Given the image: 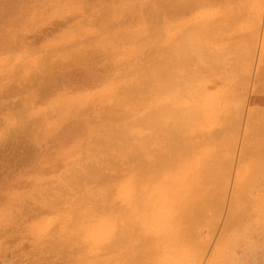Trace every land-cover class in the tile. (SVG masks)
I'll return each instance as SVG.
<instances>
[{"label":"rangeland","instance_id":"1","mask_svg":"<svg viewBox=\"0 0 264 264\" xmlns=\"http://www.w3.org/2000/svg\"><path fill=\"white\" fill-rule=\"evenodd\" d=\"M158 1L160 3H158ZM179 2H181L182 6L184 4L185 5L184 7L181 6L182 9L179 7V9L177 10L176 7ZM101 3H103V5ZM154 3H158L159 5H155ZM258 5L260 6L258 7ZM92 10H94V12ZM154 11L156 12V14ZM122 12H124L123 15ZM109 14H111V16ZM109 18L111 21L108 20ZM199 21H208L213 25L210 28L209 32H211V34H214L215 39L212 41H208V47L212 50L217 49L216 51H221L224 53L223 60L221 61L222 64L220 63L218 67H213V65H210L212 63L207 62L206 59L201 60L200 58L197 65H189L187 67V76L185 79H183L185 87L183 94L181 96H176V98L174 99L170 97V99H173V101L169 100L173 106H182L195 102L200 103L202 99L210 101L208 108H203L204 112L201 115L202 118H199L198 120L193 122L196 126V129L198 130H196L197 133L195 131L194 134L196 135L198 133H201L200 135L195 137V140L199 142V144L194 148V151H199L210 146V143L207 142L210 140V137L208 138L207 136L212 135L211 133H216V135L215 137L213 136L215 140L211 136V138H213V143L210 149L218 144L216 149V151H218L216 158L218 170L215 171V175L217 176V180H222V183L221 192L219 191L220 196L214 197L217 200L219 199V206L206 208L205 210L207 211H203V214L200 216L203 224L196 228V240L203 252L201 251L202 255L198 261V264H264V123H261V121L264 122V0H0V79H3L4 77L6 78V80L5 78L3 80H0V224L2 226L5 225L4 228L0 225V262L2 261L0 264H20L18 261L20 259L21 264H46L47 261L49 264H85L86 262H88V264H97L99 262H104V260V264H130V261L133 260L138 251V248L141 246V239L145 238L144 240H149V238L151 237L155 241L152 240V243H148L150 244L149 248L152 246V248L150 249H154V253L158 256V261L157 256H155V263H151L150 261H148V264H157L161 260H166L165 258L171 254L174 248L170 244L169 239H171L174 234L172 227H170L172 223L170 221V217L171 212L173 211L174 201H177V199L175 198L174 200V198H168L169 194L161 190V193H155V197L150 195V192H152L151 190L146 196H139V202L143 207L140 213L136 215L138 218H144L145 212H142L143 208H146L145 210L147 212H151L153 209L156 210V208L158 212H161L158 220H154V222H152V226L149 222H146L147 220L142 223L140 222V219L138 220L136 219V217H132L136 222L134 224V236L132 235V238L130 236L125 237L123 242L116 245L117 247H109V243L111 241L110 237L100 240L98 244H95L92 237H87L86 230L92 229V231H94L96 228H98L101 220L112 217L115 218L117 216V211L122 208V205L127 210L131 207V205H129L130 202L128 201L127 197L128 193L125 190L126 184H129L132 181L131 174L134 166V162L128 157V152L130 151V147L127 146L128 143H125L126 147H124V149L117 148L119 146L114 145L113 142H119V140L116 139L111 141L110 147L113 146L115 148L117 146L116 150L110 148L109 152L107 151L106 154L99 153L97 156H100V165L97 163L98 157H95V159L97 160H93L94 162L96 161L95 164L97 166L99 165V169H102L99 170V172L96 171L95 173H91L94 176H90L91 174L87 172V176L90 179H87L88 181L86 179L79 180L80 177L78 176H80V174H86V171L88 170L86 168L87 163L90 162V158L87 157L89 156L90 151L92 152V149H95V147H97L95 138L97 134H100V131H98L99 128L97 127H101L106 124L111 129H113V131L115 129L117 130L119 126L121 127L123 125H128L132 122L131 120H135L136 117L142 115L149 106V98V100H145L144 104V99H138L139 97L135 98V104H133L134 100L132 102L130 100V102L127 103H132V107L131 105L127 104H122L121 106L118 103L114 102L115 100L113 99V96L111 94L119 93V87H121L126 82L135 83L136 81L140 80H137L135 69L138 65L148 66L149 56L155 55L158 58L164 56L168 57V46L172 43H178L182 32L181 28L187 25L189 27L191 26V24L193 25L196 22L198 23ZM159 25L162 28H160ZM76 30L78 33L76 32ZM254 32L258 34L257 38H255V40H252V42H249V45H252L254 47L253 54L249 55L245 52L246 55H244V53H242L241 51L242 46L245 44V42L242 41L243 35H249ZM51 34H53L54 37ZM147 34L150 36L149 38ZM176 34L178 36H176ZM87 35L89 37H87ZM174 35L175 38H173ZM224 36H227L225 37L227 40L224 38ZM103 40L105 41L103 42ZM86 41L90 44L85 43ZM91 43L93 47H91ZM72 45H74L76 48H74ZM152 45H157L159 51L158 53L157 51H155V49L157 50V48L148 49L153 48L151 47ZM229 45L231 46V48H229ZM60 46L62 47V49ZM165 49L166 51H164ZM98 51H101V53ZM84 52H86V54ZM52 53H54V55H52ZM43 55H45V57ZM74 58L79 59L75 60ZM93 59L97 60L94 61ZM38 61H40L41 63ZM96 61L100 63L98 64V62ZM129 61L134 62L132 64V62L130 63ZM110 64L112 65L110 66ZM133 65H135L134 68ZM30 69L31 71H29ZM123 69L125 70V72ZM218 69H220V71H218ZM106 70H109V74H107ZM191 73H193V75ZM107 76L110 77L108 78ZM188 76L193 77L191 79L190 77L188 78ZM16 77L17 80H15ZM146 77L147 76H143L142 81L145 80ZM212 77H215V79ZM9 79L12 80L13 83ZM13 79L15 81H13ZM7 84L10 85L8 86ZM20 84L22 86L24 85V87H22ZM22 88L24 89V91H27L23 92ZM163 93H165L167 96L170 95V92L167 91ZM147 94H149V92ZM228 96H230L231 99ZM240 96L243 97V102L240 104V110L236 112V114H234L232 109L236 104L237 97ZM152 97H154V95H152ZM97 104L100 106L98 107ZM73 107H76V109L74 108V110ZM208 109L210 110L208 111ZM112 110L115 112L113 113ZM124 111L125 114L128 115V113H130V115L125 116ZM103 112L106 114V116L107 114L108 116H110L103 117L105 115ZM214 112L219 113L216 114ZM100 113L103 114L101 115ZM90 116L92 117V119ZM116 116L118 118H116ZM24 117H26V120H24ZM206 118L211 119L207 120ZM230 118L232 120L234 118L235 120V126L232 129L233 132L229 131L230 129H227L228 127H224V122L227 123V120L229 123L228 125L232 123V120H230ZM203 119H205V121L203 124H201ZM28 120L30 121L28 122ZM116 120L117 122L114 123L113 121ZM36 121L39 124H37ZM83 121H90L89 124L91 126L89 127L92 130V133L95 131L93 133L95 137L93 135H88L81 128L74 129L76 124ZM24 122L26 124H29L27 125L28 127ZM260 123L263 125H261ZM251 126H254L255 129H253ZM260 126H262V128ZM249 127L253 130H250ZM15 128L17 129V131H20V134L19 132H17L19 134L18 137L15 136L17 134L14 135V132H16L14 131ZM259 128L261 129L259 130ZM20 129L24 131V136L22 135ZM222 129L223 131L221 132ZM12 130L13 134L12 136H9ZM255 130L258 134L255 132ZM111 131L106 133L111 134ZM147 131L150 132V130H144L143 133H140L139 135L144 136ZM38 133H40L41 136ZM253 133L254 135H252ZM223 134H227V137L229 139H226ZM255 134L257 135L255 136ZM220 135L222 136L220 137ZM19 136L21 137L20 142L19 140H17ZM129 136H132V134H130ZM23 137H27L26 139H29L30 143ZM10 138L15 139L14 142L18 145L17 147L13 140H11ZM207 138L208 140H206ZM135 139L136 138H133L131 142L135 143L138 141L137 139ZM23 141L25 142L21 143ZM91 141L93 142V144H91ZM17 142H19L20 145ZM89 147H91V149ZM17 148L18 150H16ZM28 148L30 149L28 150ZM227 148L229 151L228 154ZM81 151L83 154L81 153ZM147 151L150 150L148 149ZM260 151H263L262 154ZM32 152L35 154H33ZM114 153H116L117 157H119L120 159L116 157L113 160V157L116 156H113ZM254 155L255 157H253ZM146 156V159L148 160L152 158L150 154H147ZM127 157L129 159H127ZM101 158L112 160V162L110 161L109 163L108 161L107 163L106 161L101 160ZM247 158L248 161L246 160ZM122 160H125L126 162ZM115 161H117V163H115ZM104 162L105 164H107L106 166L104 165ZM81 163H83L84 165ZM128 163L129 165H127ZM73 165L76 169L73 168ZM110 165L112 166V169H109ZM70 166L71 169L69 170ZM115 166L120 167L116 169ZM103 167L104 169H107L104 170ZM75 170L79 171L75 172ZM103 170L105 171L106 176H103L105 175ZM80 171L81 173L77 174ZM61 175L64 178L60 177ZM73 176L76 177L74 178ZM65 178L68 179L66 180ZM69 180L71 181L69 182ZM250 181L252 182V184ZM59 183L61 184V186ZM67 183H69L70 185L68 184V186ZM41 184H43V186ZM82 184L84 185V187ZM96 184H98V186ZM73 186L79 191H77ZM105 186H107L108 189L112 191L104 188ZM211 186L212 184L209 185L210 188ZM50 187H52V189H50ZM61 189L64 191H62ZM222 190H224V192ZM59 191L64 195L61 196ZM44 192L45 195L48 196H45ZM50 192L54 193L55 195L51 194ZM107 192H109V194ZM34 193L36 194L33 195ZM57 196L58 200L56 198ZM37 197L41 199H38ZM46 197H48L49 199ZM151 197H154V199H151ZM44 198L46 201L44 200ZM113 198H115V201L113 200ZM25 199L26 201H24ZM48 200H55V202H59V206L57 202L55 204L53 201L52 203L56 205L55 208H53V204L51 203V201L47 202ZM60 202H62V204ZM70 203H74L73 208L72 204ZM234 203L235 207H233ZM82 204H84V206L86 207L82 208ZM157 204L160 209H158V207H155ZM37 205L39 206L38 208H36L37 210L33 209L35 208V206L37 207ZM87 207H89V209ZM26 208L28 209V212ZM13 209L15 210V212ZM21 210L26 213L24 214V212H22ZM35 210L36 212L38 211V213H36ZM75 210L80 211V213L76 215V213H74ZM30 212H35V214L33 213L32 215L31 213V216H26V214H29ZM12 213L14 215H12ZM16 214H18L17 217H15ZM227 214L230 216L227 217ZM80 216H83L82 219ZM228 218H230L231 222L232 218L233 223H231ZM31 220L34 222H32ZM16 221L18 223H16ZM83 221H85V223ZM115 221L117 222L115 223L114 228L118 227V223L121 222V220L118 218L115 219ZM55 222L58 224H56ZM83 224L86 227H83ZM224 224L228 226L224 227ZM35 225L36 227L38 226L39 228H41V234H36ZM227 227H229L230 229H227ZM5 228L6 230H1ZM7 228L9 229L7 230ZM224 228L226 229L224 230ZM17 229L20 230L18 231ZM64 234H66V236ZM61 235L64 237L65 244L62 243L63 237ZM18 236L20 237V239ZM75 242L78 243L76 244ZM60 245L61 247H59ZM13 247L15 248V250ZM51 247L52 249H50ZM113 254L115 256H113ZM9 257L11 259H9ZM43 259L45 260V262ZM72 259L74 260V262ZM85 260L88 261L85 262ZM187 260L188 261L183 260L184 264L197 263L196 259H192L191 255ZM177 261H180V259Z\"/></svg>","mask_w":264,"mask_h":264},{"label":"bare ground","instance_id":"2","mask_svg":"<svg viewBox=\"0 0 264 264\" xmlns=\"http://www.w3.org/2000/svg\"><path fill=\"white\" fill-rule=\"evenodd\" d=\"M169 1V0H168ZM178 1V0H177ZM69 2V1H68ZM88 2V1H87ZM162 2V1H161ZM165 2V1H164ZM2 3V2H1ZM104 3V2H103ZM103 3H101L103 5ZM158 3H160L158 1ZM157 3V4H158ZM177 3V2H176ZM87 4V3H86ZM109 4V3H108ZM155 4V3H154ZM155 4V5H157ZM166 4V2H165ZM174 4V3H173ZM3 5V4H2ZM79 5V4H78ZM82 5V4H81ZM159 5V4H158ZM167 5V4H166ZM185 5V4H184ZM184 5L182 6L181 5V2H179L177 4V7L176 9L178 10L179 7L182 9V7H184ZM96 6V5H95ZM107 6V5H106ZM109 6V5H108ZM182 6V7H181ZM260 5H258L259 7ZM3 7V6H2ZM22 7V6H21ZM149 7V6H148ZM150 8V7H149ZM152 8V7H151ZM160 8V7H159ZM174 8V7H173ZM2 9V8H1ZM21 9V8H20ZM94 9V8H93ZM169 9V8H168ZM188 9V8H187ZM186 9V10H187ZM258 9V8H257ZM261 9V8H260ZM86 10V9H85ZM157 10V9H156ZM159 10V9H158ZM167 10V9H165ZM184 10V9H183ZM87 11V10H86ZM94 12V10H92ZM48 12V11H47ZM121 12V11H120ZM143 12V11H142ZM155 12V11H154ZM159 12V11H158ZM157 12V13H158ZM261 12V11H260ZM98 13V12H96ZM105 13V12H104ZM124 12H122V15H123ZM151 13V11H150ZM230 13V12H229ZM228 13V14H229ZM256 13V12H255ZM77 14V13H76ZM156 14V12H155ZM22 15V14H21ZM78 15V14H77ZM111 16V14H109ZM127 15V14H126ZM144 15V14H143ZM170 15V14H169ZM179 15V14H178ZM181 15V14H180ZM73 16V15H72ZM80 16V15H79ZM78 16V17H79ZM157 16V15H156ZM155 16V17H156ZM163 16V15H162ZM177 16V15H175ZM89 17V16H88ZM125 17V16H124ZM167 17V16H166ZM9 18V17H8ZM123 18V17H122ZM147 18V17H146ZM145 18V19H146ZM157 19V18H156ZM155 19V20H156ZM2 20V19H1ZM88 20V19H87ZM94 20V19H93ZM110 20V18L108 19ZM211 20V19H210ZM255 20V19H254ZM18 21V20H17ZM54 21H57V20H54ZM83 21V20H82ZM111 21V20H110ZM120 21V20H119ZM146 21V20H145ZM161 21V20H160ZM198 21V20H197ZM256 21V20H255ZM260 21V20H259ZM52 22V21H51ZM60 22V21H59ZM212 22V21H211ZM70 23V22H69ZM100 23V22H98ZM151 23V22H150ZM179 23V21H178ZM67 24V23H66ZM77 24V22H76ZM111 24V22H110ZM129 24V23H127ZM186 24V23H185ZM80 25V24H78ZM114 25V24H113ZM147 25V23H146ZM150 25V24H149ZM148 25V26H149ZM152 25V24H151ZM181 25V24H180ZM50 26V24H49ZM74 26V25H73ZM103 26V25H102ZM126 26V24H125ZM213 25L210 24L208 21H202V22H196L195 24H191V26L188 27L185 26L183 28H181L182 32H181V35H180V38L178 40V43L177 44H170L168 46L169 50H168V57L167 56H164V57H156L155 55H151L149 56V65L148 66H143V65H138L135 69V74H137V80L135 83L134 82H129V83H125L123 84L121 87H119V93H112L111 95L113 96V99L115 100L114 102L115 103H118L119 105L122 106V104H127L134 100V103L135 104V98L136 97H139L138 99H141L143 100V103L145 104V100H149L150 99V102H149V106L147 108V110L142 114V115H139V117H136L135 120H131L132 122L131 123H127L128 125H123V126H119L118 129L114 130L111 129L109 126H107L106 124L101 126V127H97L99 128L98 131H100V134H97L96 138H95V141L97 142V147H95V149H92V152L90 151L89 153V156L87 158H90L89 161L91 162H88L87 163V171H86V174H80V179L79 180H84V179H89V177L87 176V174H91V173H95L96 171L99 172V165L101 163L100 162V156L98 157L97 155L99 153H105L108 151L109 152V149L113 148L116 150V147L114 148L113 146L110 147V142L113 141V140H119V142H113L114 145H118L119 147L117 148H124L126 147V144L125 143H128L127 146L130 147V151L128 152V157L130 158V160H132L134 162V166H133V170H132V174H131V184H126L125 186V190L126 192L128 193V201L131 203H129V205H131V207L127 210L123 207L122 205V208H120L118 211H117V216L114 218H108V219H103L101 220V222L99 223L98 225V228H96L94 231L91 230H86V234H87V237L89 238H93V241L95 242V244H98V242L104 238H107V237H110L111 241L109 243V247H114L116 246L117 244H120L121 242L124 241V238L127 237V236H130L131 238L134 236V232H135V229H134V224L136 223L134 221V217H136V219H140V222H144L145 220H147L146 222H149L150 225L152 226L154 222V220H158L159 218V215L161 214V212H158L157 208L156 210L153 209L151 212H147L145 209L146 208H143L142 212H145V215H144V218H138L136 215L138 213H140L141 209L143 206H141L140 202H139V196L143 195V196H146L147 194H149L150 190L152 192H150V195L154 196L155 197V193H161V191L163 192H166L169 194L168 198H175L177 199V201H174V204H173V211L171 212V217H170V221L172 222L170 227H172L173 229V236L171 237V239H169L170 241V244L172 245V248L173 251L171 252V254L169 256H167L165 259L166 260H161L160 262H158L157 264H184V261L183 260H186L188 261V257H190V255L192 256V259H196L197 263L198 264V261L202 255V252L203 250L201 249L200 245L198 244L197 240H196V228L199 227L202 223V220L200 218V216L203 214V211H207L205 210L206 208H211L212 206L213 207H217L219 206V199L217 200L214 196H220V192H221V183H222V180H217V176L215 175V171L218 170V166H217V162H216V158H217V154H218V151H216L217 149V145L213 148L210 149V147L212 146V143H213V138L215 137L216 133H211L212 135L210 136H207L208 138L210 137V140L207 141L210 143V146L207 147V148H204L202 150H199V151H194V148L199 144V142H197L195 140V137L200 135L201 133H198V134H194L195 131L197 130L196 129V126L195 124L193 123L194 121L198 120L199 118H202V113L204 112L203 108L206 107V109L208 108V105L210 103V101L206 100V99H202L200 101V103H191V104H187V105H182V106H173L171 104V102L169 100L170 97L171 98H176V96H181L184 92V80L187 76V67L189 65H197L200 58L201 60L203 59H206L207 62H210L212 64L210 65H213V67H218L221 63V61L223 60V57H224V53L221 52V51H216V50H212L208 47V41H212L214 40V34H211L210 31V28L212 27ZM87 27V26H86ZM93 27V26H92ZM160 27V25H159ZM4 28V27H3ZM50 28V27H49ZM68 28V27H67ZM79 28V27H78ZM82 28V27H81ZM88 28V27H87ZM113 28V27H112ZM110 28V29H112ZM116 28V27H115ZM148 28V27H147ZM162 28V27H160ZM43 29V28H42ZM47 29V28H46ZM69 29V28H68ZM75 29H76V26H75ZM86 29V28H84ZM89 29V28H88ZM60 30V29H59ZM63 30V29H62ZM79 30V29H78ZM90 30V29H89ZM88 30V31H89ZM157 30V29H156ZM173 30V29H172ZM179 30V29H178ZM36 31V30H35ZM39 31V30H38ZM46 31V30H45ZM87 31V32H88ZM94 31V29H93ZM3 32V31H2ZM48 32V30H47ZM58 32V31H57ZM77 32V30H76ZM118 32V31H117ZM154 32V31H153ZM40 33V32H38ZM56 33V32H54ZM53 33V34H54ZM59 33V32H58ZM78 33V32H77ZM82 33V31H81ZM116 33V31H115ZM121 33V32H120ZM149 33V32H148ZM152 33V32H151ZM162 33V32H161ZM177 33V32H176ZM255 33V34H254ZM252 34H249V35H243V39L242 41L245 42V44L242 46V53L245 54L248 53L249 55L250 54H253V51H254V47L252 45H249L250 43L249 42H252V40H255V38H257V35L256 32H254ZM47 34V33H46ZM51 34V35H53ZM91 34V33H90ZM93 34V33H92ZM103 34V33H102ZM180 34V33H178ZM36 35V34H35ZM76 35V34H75ZM148 35V34H147ZM153 35V34H152ZM216 35V34H215ZM221 35V34H220ZM225 35V34H224ZM34 36V35H33ZM176 36H178L176 34ZM231 36V35H230ZM3 37V36H2ZM32 37V36H31ZM35 37V36H34ZM46 37V36H45ZM50 37V36H48ZM47 37V38H48ZM54 37V35H53ZM87 37H89L87 35ZM92 37V36H91ZM150 36L148 35V38ZM227 37V36H224V38ZM52 38V37H51ZM58 38V37H56ZM156 38V37H155ZM153 38V39H155ZM175 38V35L174 37ZM219 38V37H218ZM223 38V36H222ZM27 39V38H26ZM32 39V38H31ZM35 39V38H34ZM45 39V38H44ZM77 39V38H75ZM91 39V38H90ZM141 39V38H140ZM159 39V37H158ZM226 39V38H225ZM25 40V39H24ZM65 40V39H64ZM63 40V41H64ZM87 40V39H86ZM99 40V39H98ZM107 40V39H106ZM142 40V39H141ZM169 40V38H168ZM170 40H173V39H170ZM227 40V39H226ZM229 40V39H228ZM90 41V40H89ZM105 40H103L104 42ZM115 41V40H114ZM138 41V40H137ZM140 41V40H139ZM151 41V39H150ZM32 42V41H31ZM75 42V41H74ZM79 42V41H78ZM91 42V41H90ZM145 42V41H144ZM143 42V43H144ZM159 42V41H158ZM170 42V41H169ZM238 42V41H237ZM236 42V43H237ZM56 43V42H55ZM85 43H88L87 41ZM229 43V42H228ZM227 43V44H228ZM232 43V42H231ZM35 44V43H34ZM79 44V43H78ZM82 44V43H81ZM90 44V43H88ZM87 44V45H88ZM129 44V43H128ZM154 44V43H153ZM254 44V43H253ZM29 45V44H28ZM36 45V44H35ZM92 45V43H91ZM232 45V44H231ZM74 48H76L74 45H72ZM89 46V45H88ZM235 46V45H234ZM239 46V44H238ZM16 47V46H15ZM23 47V46H22ZM34 47V46H33ZM61 47V46H60ZM59 47V48H60ZM66 47V46H65ZM93 47V45L91 46ZM95 47V46H94ZM105 47V46H104ZM130 47V46H129ZM147 47V46H146ZM145 47V48H146ZM149 47V46H148ZM151 47L153 48H148V49H155L157 48V45H152ZM17 48V47H16ZM40 48V47H39ZM131 48V47H130ZM227 48V47H226ZM229 48H231V46L229 45ZM256 48V47H255ZM23 49V48H22ZM32 49V48H31ZM62 49V47H61ZM93 49V48H92ZM135 49V48H134ZM224 49V48H223ZM236 49V48H235ZM20 50V49H19ZM37 50V49H36ZM35 50V51H36ZM53 50V49H51ZM71 50V49H70ZM95 50V49H94ZM108 50V49H107ZM222 50V49H221ZM232 50V49H231ZM15 51V50H14ZM17 51V50H16ZM29 51V50H28ZM65 51V50H64ZM89 51V50H88ZM109 51V50H108ZM142 51V50H141ZM155 51H157V53L159 52L158 51V48L157 50L155 49ZM166 51V49L164 50ZM23 52V51H22ZM31 52V51H30ZM33 52V51H32ZM59 52V51H58ZM101 53V51H98ZM163 52V51H162ZM233 52V51H232ZM237 52V51H236ZM240 52V51H238ZM46 53V52H45ZM61 53V52H60ZM80 53V51H79ZM78 53V54H79ZM86 54V52H84ZM144 53V52H143ZM148 53V52H147ZM2 54V53H1ZM31 54V53H30ZM65 54V52H64ZM71 54V53H70ZM73 54V53H72ZM84 54V55H85ZM107 54V53H106ZM105 54V55H106ZM136 54V53H135ZM20 55V54H18ZM52 55H54V53H52ZM141 55V54H140ZM146 55V53H145ZM150 55V54H148ZM1 56V55H0ZM17 56V55H16ZM45 57V55H43ZM56 56V55H55ZM54 56V57H55ZM102 56V55H101ZM131 56V55H130ZM133 56V55H132ZM65 57V56H64ZM75 57V56H74ZM81 57V56H80ZM103 57V56H102ZM110 57V55H109ZM113 57V56H112ZM129 57V56H128ZM141 57V56H140ZM167 57V58H166ZM73 58V57H71ZM91 58V57H90ZM104 58V57H103ZM25 59V58H24ZM75 59V58H74ZM79 59V58H78ZM78 59H75V60H78ZM102 59V58H101ZM132 59V58H131ZM138 59V57H137ZM136 59V60H137ZM45 60V59H44ZM43 60V62H44ZM55 60V59H54ZM57 60V59H56ZM91 60V59H90ZM94 61L97 60V59H93ZM99 60V59H98ZM107 60V59H106ZM53 61V60H52ZM50 61V62H52ZM72 61V60H71ZM101 61V60H100ZM108 61V60H107ZM145 61V59H144ZM40 62V61H38ZM75 62V61H74ZM78 62V61H77ZM82 62V61H81ZM98 62V61H96ZM95 62V63H96ZM110 62V61H109ZM130 62V61H129ZM132 62V61H131ZM130 62V63H131ZM134 62V61H133ZM132 62V64H133ZM203 62V61H202ZM237 62V61H236ZM41 63V62H40ZM47 63V62H46ZM64 63V62H63ZM71 63V62H70ZM83 63V62H82ZM85 63V62H84ZM91 63V62H90ZM100 62H98L99 64ZM112 63V62H111ZM216 63V64H215ZM224 63V62H223ZM105 64V63H104ZM121 64V63H120ZM140 64V63H139ZM142 64V63H141ZM148 64V63H146ZM222 64V63H221ZM62 65V64H61ZM108 65V64H107ZM112 64H110L111 66ZM248 65V64H247ZM73 66V65H72ZM117 66V65H115ZM125 66V65H124ZM135 65H133V68H134ZM191 66V67H192ZM232 66V65H231ZM36 67V66H35ZM38 67V66H37ZM65 67H66V64H65ZM108 67V66H107ZM130 67V66H129ZM45 68V67H44ZM51 68V67H50ZM103 68V67H102ZM205 68V67H204ZM21 69V68H20ZM111 69V68H110ZM116 69V68H115ZM121 69V68H120ZM126 69H127V66H126ZM192 69V68H191ZM35 70V69H34ZM40 70V69H39ZM124 70V69H123ZM194 70V69H193ZM215 70V69H214ZM224 70V69H223ZM229 70V69H228ZM16 71V70H14ZM31 71V69L29 70ZM36 71V70H35ZM105 71V70H103ZM109 71V70H108ZM108 71L106 70L107 74ZM205 71V70H204ZM218 71H220V69H218ZM22 72V71H21ZM33 72V71H32ZM105 72V73H106ZM125 72V70H124ZM217 72V71H216ZM38 73V72H37ZM101 73V72H100ZM122 73V72H121ZM224 73V72H223ZM16 74V73H15ZM20 74V73H19ZM33 74V73H32ZM189 74V73H188ZM193 75V73H191ZM219 74V73H218ZM18 75V74H17ZM112 75V74H111ZM19 76V75H18ZM143 76H147L145 78V80L142 81V77ZM218 76V75H216ZM220 76V75H219ZM108 77V76H107ZM110 77V76H109ZM108 77V78H109ZM116 77V76H115ZM190 76H188L189 78ZM193 77V76H192ZM192 77H190L192 79ZM5 78V77H4ZM3 78V79H4ZM9 78V77H8ZM7 78V79H8ZM20 78V77H18ZM33 78V76H32ZM35 78V77H34ZM113 78V77H112ZM119 78V77H118ZM209 78V77H208ZM215 79V77H212ZM3 79H0V80H3ZM11 79V78H10ZM9 79V80H10ZM37 79V78H36ZM123 79V78H122ZM225 79V78H224ZM6 80V78H5ZM15 80H17V77L15 78ZM13 79V81H15ZM120 80V79H119ZM8 81V80H7ZM12 82V80H10ZM116 81V80H115ZM130 81V80H129ZM132 81V80H131ZM195 81V80H194ZM208 81V79H207ZM26 82V81H25ZM229 82V81H228ZM13 83V82H12ZM193 83V82H192ZM191 83V84H192ZM16 84V83H15ZM120 84V83H119ZM8 85V84H7ZM10 85V84H9ZM8 85V86H9ZM21 85V84H20ZM121 85V84H120ZM198 85V84H197ZM13 86V85H12ZM15 86V85H14ZM22 86V85H21ZM196 86V85H194ZM193 86V87H194ZM200 86V85H199ZM218 86V85H217ZM18 87V86H17ZM24 87V85L22 86ZM116 87V86H115ZM192 87V88H193ZM3 88V87H2ZM6 88V87H5ZM4 88V89H5ZM12 88V87H11ZM117 88V87H116ZM152 88V89H151ZM201 88V87H200ZM23 89V88H22ZM27 89V88H26ZM170 92V95L167 96L165 93L163 92ZM190 89V88H189ZM20 90V89H19ZM229 90V89H228ZM234 90V88H233ZM17 91V89H16ZM27 91V90H25ZM24 89H23V92H25ZM118 91V90H117ZM196 91V90H195ZM204 91V90H203ZM12 92V91H11ZM20 92V91H19ZM149 92V94H147ZM151 92V93H150ZM224 92V91H223ZM8 93H9V90H8ZM17 93V92H16ZM225 93V92H224ZM5 94V92H4ZM19 94V93H18ZM23 94V93H22ZM164 94H165V97H164ZM231 94V93H230ZM20 95V94H19ZM109 95V94H108ZM110 95V96H111ZM152 95H154V97H152ZM104 96V95H103ZM109 96V98H110ZM217 96V95H216ZM220 96V95H219ZM208 97V96H207ZM223 97V96H222ZM230 98V96H228ZM235 97V96H234ZM7 98V97H6ZM20 98V97H19ZM108 98V97H107ZM149 98V99H148ZM209 98V97H208ZM217 98V97H216ZM221 98V97H220ZM227 98V96H226ZM1 99V98H0ZM112 99V100H113ZM173 99L171 101H173ZM213 99V98H212ZM222 99V98H221ZM231 99V98H230ZM11 100V99H10ZM25 100V99H24ZM108 100V99H107ZM167 100V101H165ZM179 100V99H177ZM175 101V100H174ZM138 102V101H137ZM142 102V101H141ZM208 102V103H207ZM223 102V101H221ZM66 103V102H65ZM92 103V102H91ZM90 103V105H91ZM88 104V103H87ZM86 104V105H87ZM96 104V103H95ZM102 104V103H100ZM132 104V103H131ZM131 104H127V105H131ZM137 104V103H136ZM13 105V104H12ZM59 105V104H58ZM57 105V106H58ZM68 105V104H67ZM98 105V104H97ZM113 105V104H111ZM11 106V105H10ZM15 106V104H14ZM85 106V105H84ZM100 105H98L99 107ZM103 106V105H102ZM101 106V107H102ZM106 106V105H105ZM117 106V105H116ZM136 106V105H135ZM144 106V105H142ZM213 106V105H212ZM211 106V107H212ZM219 106V105H218ZM241 106V105H240ZM243 106V105H242ZM16 107V106H15ZM132 107V105H131ZM28 108V107H26ZM24 108V109H26ZM66 108V107H65ZM76 109V107H73V109ZM82 108V107H81ZM89 108V107H88ZM94 108V107H93ZM116 108V107H115ZM17 109V107H16ZM54 109V108H53ZM58 109V108H57ZM62 109V108H61ZM71 109V108H70ZM74 109V110H75ZM87 109V108H86ZM103 109V108H101ZM106 109V108H105ZM145 109V108H144ZM142 109V110H144ZM214 109V108H213ZM14 110V109H13ZM114 110V109H113ZM112 110V111H113ZM210 109H208L209 111ZM240 110V109H239ZM255 110V109H254ZM257 110V108H256ZM260 110V109H259ZM263 110V109H262ZM17 111V110H16ZM50 111V110H49ZM73 111V110H72ZM78 111V110H77ZM93 111V110H92ZM102 111V110H101ZM134 111V110H133ZM215 111V110H214ZM27 112V111H26ZM71 112V111H70ZM108 112V111H107ZM115 111H113L114 113ZM121 112V111H120ZM137 112V110H136ZM140 112V111H139ZM256 112V111H255ZM260 112V111H259ZM19 113V112H18ZM48 113V111H47ZM76 113V112H75ZM92 113V112H91ZM104 113V112H103ZM102 113V114H103ZM109 113H110V110H109ZM112 113V114H113ZM117 113V112H116ZM123 113V111H122ZM216 113V112H214ZM219 113V112H218ZM216 113V114H218ZM249 113V112H248ZM262 113V112H261ZM46 114V113H45ZM51 114V113H50ZM101 114V113H100ZM101 114V115H102ZM105 114V113H104ZM111 114V115H112ZM121 114V113H120ZM124 114H125V111H124ZM215 114V115H216ZM236 114V113H235ZM255 114V113H254ZM257 114V113H256ZM263 114V113H262ZM261 114V116H262ZM1 115V113H0ZM16 115V114H15ZM115 115V114H114ZM113 115V116H114ZM118 115V114H117ZM128 115H130V113H128ZM127 114H125V116H128ZM137 115V114H136ZM208 115V114H207ZM212 115V114H211ZM221 115V114H220ZM252 115V114H251ZM258 115V114H257ZM260 115V114H259ZM10 116V115H9ZM17 116V115H16ZM15 116V117H16ZM108 116V114H107ZM106 114L103 116V117H107ZM110 116V115H109ZM108 116V117H109ZM264 116V115H263ZM21 117V116H19ZM39 117V116H38ZM44 117V115H43ZM50 117V115H49ZM91 117V116H90ZM102 117V116H101ZM123 117V115H122ZM236 117V116H235ZM250 117V116H249ZM256 117V116H254ZM26 117H24V120ZM99 118V117H98ZM116 118H118L116 116ZM212 118V117H211ZM210 118V119H211ZM215 118V117H214ZM218 118V117H217ZM232 118V117H231ZM230 118V120H232ZM253 118V117H252ZM15 119V118H14ZM20 119V118H19ZM18 119V120H19ZM22 119V118H21ZM35 119V118H34ZM40 119V118H39ZM92 119V117H91ZM95 119V118H94ZM102 119V118H101ZM107 119V118H106ZM207 119V118H206ZM210 119H207V120H210ZM247 119V118H246ZM251 119V117H250ZM261 119V118H259ZM17 120V119H16ZM23 120V121H24ZM100 120V119H99ZM111 120V119H110ZM113 120V119H112ZM115 120V119H114ZM242 120V119H241ZM252 120V119H251ZM263 120V119H262ZM30 120H28L29 122ZM72 121V119H71ZM78 121V120H77ZM95 121V120H94ZM120 121V119H119ZM202 121V120H201ZM200 121V122H201ZM205 121V119H203V121L201 122V124H203ZM261 121V120H260ZM20 122V121H19ZM41 122V121H40ZM62 122V121H61ZM68 122V121H67ZM66 122V123H67ZM80 122V120H79ZM90 121H83L81 123H78L75 125V128L74 129H83L88 135H93V132L92 133V130L90 129L89 126H91L89 124ZM105 122V120H104ZM114 123L117 122L116 121H113ZM124 122V121H123ZM129 122V121H128ZM232 123H230V125H228V120H227V123L224 122V127H228L227 129H230L229 131H232V129L234 128L235 126V120L233 118V120L231 121ZM248 122V121H247ZM25 123V122H24ZM37 124H39L37 121H36ZM209 123V122H208ZM252 123V122H251ZM250 123V124H251ZM256 123V122H255ZM261 123H264L261 121ZM260 123V124H261ZM19 124V123H18ZM26 124V123H25ZM33 124V123H31ZM36 124V126H37ZM94 124V123H93ZM121 124V123H120ZM119 124V125H120ZM197 124V123H196ZM241 124V123H240ZM29 125V124H26V126ZM50 125V124H49ZM57 125V124H56ZM109 125V124H108ZM253 125V124H252ZM257 125V124H255ZM263 125V124H261ZM20 126V125H18ZM40 126V125H39ZM93 126V125H92ZM97 126V125H96ZM16 127V126H15ZM28 127V126H27ZM222 127V126H221ZM253 129L254 126H251ZM262 128V126H260ZM13 128V127H12ZM21 128V127H20ZM47 128V127H45ZM44 128V129H45ZM250 128V127H249ZM258 128V127H257ZM259 128V130L261 129ZM8 129V127H7ZM16 129V128H15ZM14 131V135L16 137H18V135L20 134V131H17V129ZM59 129V128H58ZM250 128V130H253ZM10 130V129H9ZM8 130V131H9ZM21 130V129H20ZM51 130V129H50ZM112 130V131H111ZM144 130H150V132H146V134L144 136H140L139 134L140 133H143ZM219 130V129H218ZM257 130V129H256ZM255 130V132L257 133V131ZM258 130V131H259ZM264 130V129H263ZM31 131V130H30ZM111 131V134L109 133H106V132H109ZM198 131V130H197ZM196 131V133H197ZM217 131V130H216ZM223 131V129L221 130V132ZM228 131V132H229ZM19 132V134L17 133ZM24 131L21 130V133L22 135L24 136L23 134ZM32 132V131H31ZM30 132V133H31ZM41 132V131H40ZM227 132V131H226ZM233 132V131H232ZM231 132V133H232ZM250 132V131H249ZM254 132V133H255ZM262 132V131H261ZM8 133V132H7ZM5 133V134H7ZM35 133V132H34ZM33 133V134H34ZM105 133V134H104ZM210 133V132H209ZM254 133L252 135H254ZM3 134V133H2ZM13 134V130L12 132L10 133L9 136H12ZM29 134V133H27ZM40 134V133H38ZM130 134H132V136H129ZM206 134V133H205ZM258 134V133H257ZM255 134V136L257 135ZM4 135V134H3ZM2 135V136H3ZM13 135V136H14ZM88 135H87V138H88ZM96 135V134H95ZM139 135V136H138ZM224 137L226 139H229L227 136V134H223ZM8 136V137H9ZM14 136V137H15ZM34 136V135H33ZM39 136V135H38ZM41 136V134H40ZM39 136V137H40ZM94 136V135H93ZM92 136V137H93ZM203 136V135H202ZM211 136L213 138H211ZM218 136V135H217ZM222 135H220L221 137ZM15 137V138H16ZM95 137V136H94ZM108 137H109V141H108ZM206 137V136H204ZM249 137V136H248ZM7 138V137H6ZM20 136L19 138H17V140H19L20 142ZM25 138V137H23ZM27 138V137H26ZM25 138V139H26ZM30 138V136H29ZM33 138V137H32ZM38 138V137H37ZM46 138V137H45ZM133 138H136L138 141L135 142V143H132L131 140ZM208 138L206 140H208ZM217 138V137H216ZM11 139V138H10ZM24 139V140H25ZM135 139V140H136ZM7 140V139H6ZM13 140V142L15 141V139H11ZM35 140V139H33ZM32 140V142H33ZM85 140V139H84ZM88 140V139H87ZM205 140V142H206ZM215 140V138H214ZM26 141H29V139H26ZM39 141V140H38ZM127 141V142H126ZM217 141V140H216ZM218 141H221V140H218ZM227 141V140H226ZM11 142V141H10ZM17 142L19 145L20 143ZM25 141L21 142V143H24ZM92 142V141H91ZM15 143V142H14ZM28 143V142H27ZM30 143V141H29ZM89 143V141H88ZM217 143V142H216ZM230 143V142H229ZM16 144V143H15ZM14 144V145H15ZM37 144V143H35ZM84 144V143H83ZM93 144V142L91 143ZM90 145V144H89ZM209 145V144H208ZM207 145V146H208ZM231 145V144H230ZM18 145L16 144V147ZM84 146V145H83ZM91 146V145H90ZM233 146V145H232ZM37 147V146H36ZM87 147V146H86ZM92 147V146H91ZM91 147H89L91 149ZM201 147V146H199ZM205 147V146H204ZM235 147V146H234ZM19 148V147H18ZM18 148L16 150H18ZM35 148V147H34ZM84 148V147H82ZM88 148V149H89ZM27 149V148H26ZM30 148H28L29 150ZM87 149V148H86ZM125 149V148H124ZM150 150V151H147V150ZM210 149V150H209ZM23 150V149H22ZM27 150V151H28ZM31 150H32V147H31ZM118 150V149H117ZM123 150V149H121ZM226 150V149H225ZM259 150V149H258ZM26 151V152H27ZM264 151V149H263ZM263 151H260L261 154ZM24 152V150H23ZM29 152V151H28ZM36 152V151H35ZM111 152V151H110ZM228 148H227V154H228ZM231 152V150H230ZM25 153V152H24ZM33 153V152H32ZM82 153V151H81ZM123 153V152H122ZM264 153V152H263ZM19 154V153H18ZM35 154V153H33ZM83 154V153H82ZM81 154V155H82ZM147 154H150L151 155V159L148 160L146 159V155ZM108 155V154H107ZM113 155V154H112ZM116 153H114L113 156H115ZM245 155V154H244ZM253 155V154H252ZM256 155V154H255ZM255 155L253 157H255ZM85 156V155H84ZM112 156V157H113ZM260 156V154H259ZM34 157V156H33ZM95 157H98V161L97 163L99 164L98 166L95 164L96 161L94 162L93 160L95 159ZM104 157H108V156H104ZM117 155L115 157H113V160L114 158H116ZM127 157V159H129ZM119 158V157H117ZM223 158V156H222ZM229 158V157H228ZM246 158V157H245ZM260 158V157H258ZM84 159V158H83ZM120 159V158H119ZM80 160V159H79ZM85 160V159H84ZM97 160V159H95ZM101 160L103 161H106L108 163H110V161L112 162V160H106V159H102ZM221 160V159H220ZM223 160V159H222ZM248 161V158L246 159ZM81 161V160H80ZM79 161V162H80ZM94 163H93V162ZM118 161V160H117ZM117 161H115V163H117ZM124 162H126L125 160H122ZM77 162V161H76ZM128 162V161H127ZM84 163V161H83ZM81 163V164H83ZM77 164V163H76ZM122 164V163H121ZM248 164V163H247ZM84 165V164H83ZM104 165L106 166L107 164H105L104 162ZM103 165V166H104ZM116 165V164H115ZM123 165V164H122ZM129 165V163L127 164ZM131 165V164H130ZM180 165H183V166H180ZM250 165V164H249ZM82 166V165H81ZM85 167V166H84ZM109 167V166H108ZM112 166L110 165L109 169H112L111 168ZM120 167V166H118ZM118 167L115 166V168L117 169ZM250 167V166H249ZM73 168L74 165H73ZM127 168V167H126ZM71 169V166L69 168V170ZM76 169V168H75ZM79 169V168H78ZM84 169V168H83ZM104 169V167H103ZM107 169V168H105ZM104 169V170H105ZM178 169V170H177ZM86 170V169H85ZM103 170L104 174H105V171ZM119 170V169H118ZM124 170V169H123ZM128 170H129V167H128ZM225 170V169H224ZM240 170V169H239ZM250 170V169H249ZM72 171V170H71ZM76 171H79V170H75ZM127 171V170H126ZM244 171V170H243ZM85 172V171H84ZM88 172V173H87ZM101 172V171H100ZM118 172V171H117ZM128 172V171H127ZM249 172V171H248ZM254 172V171H253ZM71 173V172H70ZM81 173L78 172L77 174ZM116 173V172H115ZM218 173V172H217ZM224 173V172H223ZM241 173V172H240ZM250 173V172H249ZM108 174V173H107ZM117 174V173H116ZM222 174V173H221ZM239 174V173H238ZM252 174V173H251ZM70 175V174H69ZM72 175V174H71ZM75 175V173H74ZM103 175V174H102ZM90 176H94L93 174H91ZM101 176V175H100ZM103 176H106L103 175ZM109 176V175H108ZM242 176V175H241ZM252 176V175H251ZM62 177V175L60 176ZM71 177V176H69ZM74 177V176H73ZM76 177V176H75ZM74 177V178H75ZM97 177V176H96ZM224 177V176H223ZM64 178V177H62ZM221 178V177H220ZM226 178V176H225ZM250 178V177H249ZM66 180L68 178H65ZM72 179V178H70ZM110 179V177H109ZM112 179V178H111ZM74 180V179H73ZM76 180V179H75ZM90 180V179H89ZM119 180V179H118ZM158 180V182H157ZM250 180V179H249ZM60 181V180H59ZM71 180H69L70 182ZM88 181V180H87ZM93 181V179H92ZM237 181V180H236ZM248 181V180H247ZM48 182V181H47ZM52 182V180H51ZM55 182V181H53ZM86 182V181H85ZM114 182V181H113ZM251 182V181H250ZM73 183V182H72ZM91 183V182H90ZM98 183V182H97ZM115 183V182H114ZM239 183V182H238ZM242 183V182H241ZM45 184V183H44ZM48 184V183H47ZM60 184V183H59ZM69 183H67L68 185ZM94 184V182H93ZM156 187H155V185ZM211 188L209 187V185H211ZM220 184V185H219ZM247 184H250V183H247ZM252 184V182H251ZM43 186V184H41ZM49 185V184H48ZM70 185V184H69ZM68 185V186H69ZM72 185V184H71ZM77 185V184H76ZM75 185V186H76ZM83 185V184H82ZM91 185V184H90ZM98 186V184H96ZM113 185V184H112ZM219 185V187H218ZM61 186V184H60ZM81 186V185H80ZM88 186V184H87ZM116 186V185H115ZM240 186V185H239ZM250 186V185H249ZM59 187V186H58ZM63 187V186H62ZM74 187V186H73ZM84 187V185H83ZM234 187V186H233ZM236 187V186H235ZM238 187V186H237ZM251 187V186H250ZM54 188V187H53ZM75 188V187H74ZM78 188V186H77ZM94 188V187H93ZM104 188H107V186H105ZM112 188V186H111ZM245 188V186H244ZM50 189H52V187H50ZM63 189V188H62ZM61 189V190H62ZM73 189V188H72ZM76 189V188H75ZM83 189V188H82ZM121 189V188H120ZM223 189V187H222ZM232 189H235V188H232ZM46 190V189H45ZM49 190V189H48ZM55 190V189H54ZM57 190V189H56ZM66 190V189H65ZM74 190V189H73ZM77 190V189H76ZM106 190V189H105ZM109 190V189H108ZM115 190V189H114ZM161 190V191H160ZM41 191V190H40ZM51 191V190H50ZM64 191V190H62ZM79 191V190H77ZM107 191V190H106ZM109 191H112V190H109ZM153 191H154V195H153ZM220 191V192H219ZM224 192V190H222ZM37 192V190H36ZM60 192V191H59ZM121 192V191H120ZM226 192V191H225ZM235 192V191H234ZM51 193V192H50ZM66 193V192H65ZM69 193V192H68ZM67 193V194H68ZM82 193V192H81ZM87 193V192H86ZM109 194V192H107ZM246 193V192H245ZM36 193H34L33 195H35ZM49 194V193H48ZM51 194H54V193H51ZM50 194V195H51ZM225 194V193H224ZM233 194V193H232ZM236 194V193H235ZM44 195H45V192H44ZM55 195V194H54ZM60 195H64V194H61L60 192ZM86 195V194H85ZM43 196V195H42ZM45 196H48V195H45ZM53 196V195H52ZM76 196V195H75ZM82 196V195H81ZM88 196V195H87ZM122 196V195H120ZM71 197V196H70ZM98 197V196H97ZM100 197V196H99ZM109 197V196H108ZM154 197H151V199H154ZM38 199H41L39 197H37ZM36 198V199H37ZM48 198V197H46ZM53 198V197H52ZM57 200H58V196L56 197ZM55 198V199H56ZM96 198V196H95ZM110 198V197H109ZM121 198V197H120ZM221 198V197H219ZM49 199V198H48ZM115 198H113L114 200ZM224 199V198H223ZM45 200V198H44ZM60 200V199H59ZM82 200V199H81ZM80 200V201H81ZM102 200V199H101ZM124 200V199H123ZM143 200V199H142ZM148 200V199H146ZM222 200V199H221ZM22 201V200H21ZM26 201V199L24 200ZM46 201V200H45ZM51 203L54 201V203L56 204L55 200H48L47 202H50ZM88 201V200H87ZM91 201V200H90ZM93 201V200H92ZM109 201V200H108ZM115 201V200H114ZM41 202V201H40ZM63 202V201H62ZM62 202H60L62 204ZM73 202V200H72ZM76 202H79V201H76ZM119 202V201H118ZM142 202V201H141ZM30 203V201H29ZM39 203V202H38ZM53 204V208H55V204ZM88 203V202H87ZM44 204V203H43ZM58 206H59V202H57ZM64 204V203H63ZM72 204V203H70ZM79 204V203H78ZM77 204V205H78ZM99 204V203H98ZM103 204V203H102ZM25 205V203H24ZM23 205V206H24ZM28 205V204H26ZM34 205V204H33ZM46 205V204H44ZM73 205L74 203L72 204V208H73ZM76 205V204H75ZM113 205V204H112ZM111 205V206H112ZM119 205V204H117ZM233 205V204H232ZM11 206V205H10ZM21 206V205H20ZM32 206V205H31ZM30 206V208H31ZM47 206V205H46ZM70 206V205H69ZM91 206V205H90ZM145 206V205H144ZM39 206L37 205V207L35 206V208L33 209H36L38 208ZM52 207V206H50ZM68 207V206H67ZM71 207V206H70ZM79 207V206H78ZM77 207V208H78ZM86 206H84V204H82V208H84ZM155 207H158V204L155 206ZM41 208V207H40ZM57 208V207H56ZM60 208V207H59ZM76 208V209H77ZM89 209V207H87ZM115 208V206H114ZM4 209V208H3ZM2 209V210H3ZM23 209V208H22ZM27 209V208H26ZM51 209V208H50ZM61 209V208H60ZM75 209V208H74ZM73 209V210H74ZM87 209V210H88ZM91 209V208H90ZM222 209V208H221ZM14 210V209H13ZM25 210V209H24ZM32 210V208H31ZM37 210V209H36ZM35 210V212H36ZM43 210V209H41ZM69 210V209H68ZM80 210V209H79ZM113 210V209H112ZM12 211V210H11ZM10 211V212H11ZM22 211V210H21ZM55 211V209H54ZM60 211V210H59ZM58 211V212H59ZM62 211V210H61ZM70 211V210H69ZM68 211V212H69ZM210 211V210H209ZM4 212V211H3ZM13 212V211H12ZM15 212V210H14ZM24 212V211H22ZM27 212H28V209H27ZM35 212H30L29 214L27 213V215H30L31 216V213L33 215V213L35 214ZM83 212V211H82ZM18 213V212H16ZM26 212H24L25 214ZM38 213V211L36 212ZM55 213V212H54ZM60 213V212H59ZM72 213V212H71ZM74 213H76V215H78V213H80V211L78 210H75ZM86 213V212H85ZM95 213V212H93ZM236 213V212H235ZM52 214V213H51ZM58 214V213H57ZM92 214V213H91ZM105 214V213H104ZM230 214V213H229ZM12 215H14L12 213ZM38 215V214H36ZM34 215V216H36ZM49 215V214H48ZM56 215V214H55ZM60 215V214H59ZM83 215V214H82ZM87 215H88V212H87ZM86 215V216H87ZM94 215V214H93ZM228 215V214H227ZM234 215V214H233ZM18 214H16L15 217H17ZM47 216V215H46ZM84 216V215H83ZM82 216V217H83ZM105 216V215H104ZM111 216V214H110ZM230 215H228L227 217H229ZM5 217V216H4ZM11 217V216H10ZM14 217V218H15ZM22 217V216H21ZM19 217V218H21ZM65 217V216H64ZM81 217V216H80ZM79 217V218H80ZM81 217V219H82ZM91 217V216H90ZM94 217V216H93ZM109 217V216H108ZM121 220V222L118 223V227H115V223L117 221H115V219H118V218ZM133 217V218H132ZM226 217V218H227ZM13 218V219H14ZM25 218V216H24ZM27 218V217H26ZM31 218V217H30ZM37 218V217H36ZM35 218V219H36ZM39 218V217H38ZM48 218V217H47ZM58 218V217H57ZM92 218V217H91ZM101 218V217H100ZM107 218V217H106ZM233 218V217H232ZM231 218L232 222L230 221V218H228V220L233 223V219ZM17 219V218H16ZM32 219V218H31ZM44 219V218H43ZM46 219V218H45ZM54 219V218H53ZM87 219V218H86ZM96 219V218H95ZM9 220V219H8ZM20 220V219H19ZM47 220V219H46ZM55 220V219H54ZM88 220H89V216H88ZM142 220V221H141ZM32 221V220H31ZM66 221V220H65ZM87 221V220H86ZM210 221V220H209ZM12 222V220H11ZM14 222V221H13ZM34 222V221H32ZM31 222V223H32ZM43 222V220H42ZM71 222V221H70ZM77 222V221H76ZM85 223V221H83ZM92 222V221H91ZM227 222V221H225ZM10 223V222H9ZM16 223H18L16 221ZM20 223V222H19ZM23 223V222H21ZM26 223V222H25ZM27 223H28V220H27ZM56 223V222H55ZM78 223V222H77ZM76 223V224H77ZM229 223V222H228ZM5 224V223H4ZM15 224V223H13ZM58 224V223H56ZM74 224V223H73ZM209 224V223H208ZM212 224V223H211ZM1 225V224H0ZM8 225V224H7ZM6 225V226H7ZM24 225V224H23ZM22 225V226H23ZM29 225V224H28ZM80 225V224H79ZM147 225V224H146ZM168 225V226H169ZM231 225V224H230ZM234 225V224H233ZM2 226V225H1ZM5 226V225H4ZM4 226H2L4 228ZM10 226V225H9ZM14 226V225H13ZM20 226V225H19ZM26 226V225H25ZM83 227L85 226L84 224L82 225ZM137 226V225H136ZM203 226V225H202ZM208 226V225H207ZM225 226H228L226 224H224V227ZM11 227V226H10ZM21 227V226H20ZM86 227V226H85ZM89 227V226H88ZM150 227V226H149ZM1 228V227H0ZM23 228V227H22ZM55 228V227H54ZM114 228V230H113ZM139 228V226H138ZM229 227H227L228 229ZM9 228H7L8 230ZM14 229V227H13ZM26 229V228H25ZM24 229V230H25ZM40 229L38 226L36 227L35 225V230H36V234H41L40 233ZM64 229V228H63ZM155 229V228H154ZM199 229V228H198ZM205 229V228H204ZM226 228H224L225 230ZM230 229V228H229ZM1 230H6L5 229H1ZM18 230V229H17ZM16 230V232H17ZM20 230V229H19ZM18 230V231H19ZM23 230V229H22ZM55 230V229H54ZM202 230V229H201ZM207 230V229H206ZM27 231V230H26ZM50 231V229H49ZM71 231V230H70ZM84 231V230H83ZM208 231V230H207ZM210 231V230H209ZM2 232V231H1ZM4 232V231H3ZM22 232V231H20ZM53 232V231H52ZM56 232V231H55ZM78 232V231H77ZM137 232V231H136ZM165 232V231H164ZM171 232V231H170ZM198 232V230H197ZM230 232V230H229ZM24 233V232H22ZM28 233V232H27ZM46 233V232H45ZM71 233V232H70ZM82 234V233H81ZM171 234V233H170ZM198 234V233H197ZM202 234V233H201ZM224 234V233H223ZM24 235V234H23ZM54 235V234H53ZM63 235V234H62ZM61 235V236H62ZM66 236V234H64ZM133 235V236H132ZM150 235V234H149ZM156 236V235H155ZM19 237V236H18ZM27 237V236H25ZM24 237V238H25ZM52 237V236H50ZM63 237V236H62ZM71 237V236H70ZM75 237V236H73ZM139 237V236H138ZM148 237V236H147ZM161 237V235H160ZM159 237V238H160ZM170 237V236H169ZM225 237V235H224ZM223 237V238H224ZM136 238V237H135ZM134 238V239H135ZM158 238V239H159ZM20 239V237H19ZM37 239V238H36ZM39 239V237H38ZM61 239V238H60ZM69 239V238H68ZM71 239V238H70ZM128 239V238H127ZM145 239V238H144ZM144 239H141V246L138 248V251L135 255V257L133 258L132 261H130V264H148V261H150L151 263L154 262L155 260V256H157L155 253H154V249H150L152 248V246L149 248V245L148 243H152V240L153 238H149V240H144ZM147 239V238H146ZM155 239V238H154ZM199 239V238H198ZM205 239V238H204ZM225 239V238H224ZM18 240V239H17ZM29 240V238H28ZM138 240V239H136ZM160 240V239H159ZM26 241V240H25ZM36 241V240H35ZM40 241V240H39ZM38 241V242H39ZM43 241V240H41ZM74 241V240H73ZM106 241V240H105ZM143 241V242H142ZM155 241V240H153ZM166 241V240H165ZM168 241V242H169ZM37 242V243H38ZM54 242V241H53ZM58 242H61V241H58ZM137 242V241H136ZM135 242V243H136ZM162 242V241H161ZM223 242V241H222ZM47 243V242H46ZM62 243L65 244L64 242V237H63V240H62ZM76 243V242H75ZM78 243V242H77ZM76 243V244H77ZM221 243V242H219ZM235 243V242H234ZM40 244V243H39ZM38 244V245H39ZM55 244V243H54ZM90 244V243H89ZM124 244V243H123ZM122 244V246H123ZM165 244V243H164ZM202 244V243H201ZM224 244V243H223ZM36 245V243H35ZM34 245V247H35ZM51 245V244H50ZM57 245V244H56ZM87 245V244H86ZM100 245V244H99ZM125 245V244H124ZM129 245V244H128ZM192 245V246H191ZM206 245V244H205ZM228 245V244H227ZM33 246V245H32ZM53 246V245H52ZM191 246V247H189ZM204 246V244H203ZM208 246V245H207ZM37 247V246H36ZM61 247V245L59 246ZM65 247V246H64ZM83 247V246H82ZM117 247V246H116ZM121 247V245H120ZM171 247V246H169ZM14 248V247H13ZM57 248V247H56ZM55 248V249H56ZM127 248V247H126ZM159 248V247H158ZM161 248V247H160ZM165 248V247H164ZM191 248V249H190ZM231 248V247H230ZM230 248H229V251H230ZM19 249V248H18ZM22 249V247H21ZM52 249V247L50 248ZM66 249V248H65ZM72 249V248H71ZM117 249V248H116ZM128 249V248H127ZM219 249V248H218ZM15 250V248H14ZM48 250V249H46ZM62 250V248H61ZM92 250V249H91ZM123 250V249H122ZM85 251V250H84ZM98 251V250H97ZM202 251V252H201ZM8 252V251H7ZM13 252V251H12ZM19 252V250H18ZM16 252V253H18ZM25 252V250H24ZM52 252V251H51ZM62 252V251H61ZM74 252V251H73ZM81 252V251H79ZM93 252V251H92ZM110 252V251H109ZM118 252V251H117ZM226 252V251H225ZM14 253V252H13ZM64 253V252H63ZM96 253V251H95ZM129 253V252H127ZM131 253V252H130ZM164 253V252H163ZM7 254V253H6ZM58 254V253H57ZM61 254V253H60ZM110 254V253H108ZM166 254V253H165ZM5 255V253H4ZM29 255V254H28ZM50 255V254H49ZM54 255V254H52ZM56 255V254H55ZM59 255V254H58ZM74 255V253H73ZM85 255V254H84ZM88 255V254H87ZM107 255V254H106ZM130 255V254H129ZM160 255V254H159ZM8 256V255H7ZM70 256V254H69ZM80 256V255H79ZM86 256V255H85ZM113 256H115L113 254ZM128 256V254H127ZM134 256V255H133ZM162 256V255H161ZM74 257V256H73ZM83 257V255H82ZM87 257V256H86ZM121 257V255H120ZM8 258V257H7ZM24 258V256H23ZM26 258V257H25ZM41 258V257H39ZM38 258V259H39ZM55 258V257H54ZM57 258V257H56ZM64 258V257H63ZM69 258V257H68ZM71 258V257H70ZM92 258V257H91ZM95 258V257H94ZM98 258V257H97ZM113 258V257H112ZM132 258V257H131ZM153 258V259H151ZM161 258V257H160ZM172 258V259H170ZM9 259H11L9 257ZM45 259V258H44ZM43 259V260H44ZM48 259V257H47ZM65 259V258H64ZM84 259V258H83ZM89 259V258H88ZM99 259V258H98ZM101 259V258H100ZM103 259V258H102ZM125 259V258H124ZM123 259V260H124ZM163 259V258H162ZM180 261H177L179 260ZM21 260V259H20ZM19 261V263L21 264V262ZM22 260H25V259H22ZM41 260V259H40ZM46 260V259H45ZM44 260V262H45ZM51 260V259H50ZM73 260V259H72ZM91 260V259H90ZM95 260V259H94ZM110 260V259H109ZM114 260V259H113ZM118 260V259H117ZM122 260V259H121ZM130 260V259H129ZM128 260V261H129ZM29 261V260H28ZM27 261V262H28ZM52 261V260H51ZM64 261V260H63ZM70 261V260H69ZM88 261V260H85V262ZM97 261V260H96ZM125 261V260H124ZM157 261H158V256H157ZM2 262V261H1ZM0 262V263H1ZM7 262V261H6ZM37 262V261H36ZM39 262V261H38ZM53 262V261H52ZM58 262V261H57ZM61 262V261H60ZM66 262V261H65ZM74 262V260H73ZM72 262V263H73ZM76 262V261H75ZM79 262V260H78ZM90 262V261H89ZM114 262V261H112ZM172 262V263H171ZM14 263V262H13ZM18 263V262H17ZM23 263V261H22ZM29 263V262H28ZM34 263V262H33ZM40 263V262H39ZM63 263V262H62ZM67 263V262H66ZM105 263V260L104 262H99L97 264H104ZM122 263V262H121ZM155 263V262H154ZM6 264V263H5ZM45 264V263H44ZM46 264H49L48 261ZM53 264V263H51ZM70 264V263H69ZM85 264H88V262H86ZM90 264V263H89ZM95 264V263H94ZM109 264V263H108Z\"/></svg>","mask_w":264,"mask_h":264},{"label":"snow or ice","instance_id":"3","mask_svg":"<svg viewBox=\"0 0 264 264\" xmlns=\"http://www.w3.org/2000/svg\"><path fill=\"white\" fill-rule=\"evenodd\" d=\"M242 102H243V97L242 96L237 97L236 104L234 105V107L232 109V111H233L234 114L239 111V107H240V104ZM242 159H243V157H242ZM233 207H235V203H234Z\"/></svg>","mask_w":264,"mask_h":264}]
</instances>
